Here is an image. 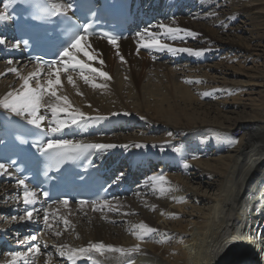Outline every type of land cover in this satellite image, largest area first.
<instances>
[{
	"label": "bare ground",
	"instance_id": "bare-ground-1",
	"mask_svg": "<svg viewBox=\"0 0 264 264\" xmlns=\"http://www.w3.org/2000/svg\"><path fill=\"white\" fill-rule=\"evenodd\" d=\"M5 1L0 0V12H5ZM140 1L141 15L151 22H141L131 38L116 45L100 38L81 42L88 57L83 52L74 53L77 59L110 76L104 80L90 75L87 84L78 70H62L63 62L53 66L49 75V69L4 52L3 47L13 51L16 48L7 34L8 20L0 21V37L6 40L0 45V103L9 93L24 91V78L29 79L33 89L37 83L47 88V81H54L58 74L62 82L56 87L58 96L68 97L74 107L89 117H111L94 120L87 126H70L59 133L80 143L127 146L101 151L100 155L102 158L110 154L105 166H112L111 179H122L115 197L106 205H95L96 210L91 205L51 207L47 232L37 238L38 251L16 235V228L28 220L20 219L24 216V187L14 182L13 174H0V240L20 252L34 249L26 257L28 264H128L129 260L132 264H264V115L262 111L256 114V105L240 103L243 95H251L259 85L245 74L234 71L230 80L226 70L206 64H182L183 54L173 56L138 44L152 38L144 31L149 25H155L151 33L160 34L158 25L163 23L203 36L195 45L179 46L177 41L158 35L160 42L171 47L210 53L231 45L254 51L256 54L251 57H259L264 54V46L258 40L264 8L258 0ZM49 2L56 9L65 5L63 0ZM207 37L211 41H206ZM127 42L130 44L119 46ZM250 42L255 43L254 47ZM134 48L142 53L136 54ZM161 53L171 62H164ZM9 60L13 62L8 63ZM69 75L74 84L68 82ZM92 83L103 87L93 88ZM55 102V98L45 94L44 106L39 110L45 117L41 125L56 126L47 108L48 103ZM0 111L11 114L2 107ZM16 117L27 122L22 116ZM126 129H133V133ZM236 130L241 134L234 136ZM137 144L142 147L136 148ZM194 155L198 158L193 159ZM158 158L161 164L154 165ZM185 162L188 168L183 167ZM120 173L124 174L122 178ZM161 173L166 182L163 185L152 179ZM137 178L141 179L137 189L132 192L130 187L131 193L122 191V185L136 184ZM161 187L165 191L161 192ZM140 224L156 231L143 241L138 240ZM101 242L125 250L139 247L140 251L131 256L91 252L68 259L72 255L70 249ZM3 247L2 242L0 251ZM0 264H13L5 251L0 255Z\"/></svg>",
	"mask_w": 264,
	"mask_h": 264
},
{
	"label": "snow or ice",
	"instance_id": "snow-or-ice-1",
	"mask_svg": "<svg viewBox=\"0 0 264 264\" xmlns=\"http://www.w3.org/2000/svg\"><path fill=\"white\" fill-rule=\"evenodd\" d=\"M68 8L71 10H75L74 4H69ZM52 15H66V13L62 12L59 9H56L51 13ZM9 19V16L6 12H0V21H6ZM174 19V18H173ZM155 25H149L144 31L148 33L151 39L147 41H138L139 47L155 50L158 52L167 51L169 54L173 56L178 54H187L191 57H201L206 53L204 49H191V48H175L171 47L167 44L160 42L158 35H163L170 40H177L183 39L186 40L189 37L195 38L198 34L192 32L191 30L181 29V28H173L164 25L163 23L159 24V28L161 29L160 34L151 33L150 29ZM93 33L90 32V24H83L82 31L79 29L78 33L75 35L74 39L72 40L71 44L59 55V59H53L52 61L48 62L49 67V75H52L51 68L53 66L60 65L62 63V70L67 71L71 69L72 71H79L84 79V82L90 83V75H98L102 77L104 80H109L110 76L105 73L104 71L98 70L96 67H93L92 64L87 62H82L80 59H77L76 54L83 52L85 57H88V52L85 51L83 48L80 47L81 42L87 40L89 35ZM139 35V33L137 34ZM120 37L108 35V43L111 45H116L117 41ZM5 38L0 37V45L5 44ZM27 45L28 41L26 40H16L13 42L14 48H19L21 45ZM119 55V53H117ZM39 59V58H38ZM91 59V58H90ZM122 59V58H121ZM13 61L9 60L8 63H12ZM103 64V61H95ZM12 71H16V69H12ZM35 75V74H33ZM68 82L70 84H74L72 76H68ZM186 83H192V81H185ZM61 79L59 75H56V79L53 81L49 79L47 81V88H43L39 83H37L35 89L30 87L29 79L24 78V82L22 88L24 89L23 92L17 93H9L8 97L4 99L2 103H0V107L4 110L10 112L15 116H22L24 117L30 125L35 126L36 128L42 129L41 122L45 119V117L39 114V110L42 106V100L47 93L50 97L55 98V103H48L47 108L51 112L53 120L55 121L56 126L49 128L51 133H56L62 131V129L68 128L70 126H87L94 120H104L110 119L111 117H89L85 113L81 112L79 108L74 107L68 97L66 96H58L56 87L61 85ZM196 83H200V81H196ZM93 88L96 87H103V85H97L92 83L91 85ZM205 96L209 95L208 93H204ZM119 115L118 113H112V116ZM123 115L128 116L129 113H123ZM171 135V133H169ZM100 135H107V133H100ZM233 143L235 141H232ZM33 148L39 150L40 154L44 156L46 159L50 161L52 165H59L63 161L68 160H75L78 159L80 156L83 155H91L93 152H101L107 151L110 149H115L117 147H127L123 145H116V144H104V143H80L76 142L71 139H49L46 144L43 146L39 144L32 145ZM136 148L142 147V145H135ZM193 159H197L195 155L192 157ZM184 168H188L189 165L185 162L183 165ZM9 166L3 162H0V174H4L8 172ZM123 173H120L119 176L122 178ZM154 182H157L161 185L165 184L164 175L161 173L158 176L152 178ZM18 184L24 186V190L22 193L23 196V203L25 206H31L37 203L36 194L34 191L29 190L27 187L26 181L24 179H19ZM160 191L163 192L165 189L163 187L160 188ZM47 197V193H44ZM63 203L67 205L69 203L68 199H64ZM80 204H88L92 203L94 206V210H96L95 205L107 204V198L105 197L103 201H87V200H80ZM102 210V208H101ZM36 211L35 209L26 207L25 213L23 217H20L23 220L25 217L28 220L33 219V213ZM16 219V217H13ZM45 222H47V213H45ZM140 235L136 236L138 240L143 241L145 238L149 237L155 229L148 227L144 224H140ZM35 240L36 235L33 234L31 236L25 237V240ZM235 240L236 237H233ZM67 247V246H64ZM34 249H29L28 252H20V251H13L9 253L12 257L13 264H20L21 261H24V264H27L26 257L28 256L29 252H32ZM35 250L38 251V248ZM72 255L68 257L71 260L74 256H79L82 254H87L91 252L99 253L100 255H104L108 252L119 253L121 256H131L132 253L139 252V247L132 248L125 250L124 248H115L112 246H106L102 242L101 243H92L89 244L86 248L80 249H70L69 250ZM61 256L64 255V252H60ZM128 264H132V261L129 260Z\"/></svg>",
	"mask_w": 264,
	"mask_h": 264
},
{
	"label": "rangeland",
	"instance_id": "rangeland-1",
	"mask_svg": "<svg viewBox=\"0 0 264 264\" xmlns=\"http://www.w3.org/2000/svg\"><path fill=\"white\" fill-rule=\"evenodd\" d=\"M258 1H260L259 2L260 7L264 8V4H263L264 0H258ZM174 13H176L174 15V18H176L177 11H175ZM238 22L236 23V25H240ZM263 23H264V21H263ZM238 36H240L246 40L249 38L247 36V34H245V33H238ZM158 38H160V37H158ZM200 38H203V36H200V37L196 36L195 38L189 37L186 40L177 39V40H175V42L177 41L179 46L181 44H186V45L188 44V45L192 46V45H195L196 41L199 40ZM205 40L211 41V38L207 37V39H205ZM258 40H259L260 45L264 46V24L262 25V29L259 30ZM123 41H125V40H123ZM175 42L172 41V43H175ZM247 43H248V41H247ZM128 44H130V42L119 44V46L124 47V46H127ZM212 44H209V46L211 45L210 48L212 47ZM250 45L253 46V45H255V43L250 42ZM259 49L260 48H257L258 51H259ZM134 50H135L136 54L142 53L140 51V49L134 48ZM211 51L212 52H210V53L204 54L202 56L201 60H198L196 57H191V56H188L186 54H183V56H185V59H183L181 61V63L182 64H191L190 66H192V65L193 66H195V65L203 66L206 64L208 66H213L214 68L218 67L219 69L226 70L227 75H229L228 79H230V80H233V78L231 77V75H232L231 73H233L234 71L239 72L241 74H245L247 78H250V79L256 81L255 83H257L259 85V87H254V89L251 91V95H249V96L243 95V97H242L243 101L241 100L242 102L240 101V103H241V105L243 103L256 105L258 108L256 114L259 115V114H261V111H262V114L264 115V112H263L264 111V54H259V55H261L259 57L258 56L251 57L254 54H256V52L251 51V50H245L242 47H235V46H231V45H227V47L225 49L220 50V51H217V50H211ZM257 53H260V52H257ZM136 54H134V55L136 56ZM162 55L163 54L161 53L160 56L162 57V60H164V62H167V61L171 62L170 57H169L170 59H168V57H163ZM135 58L138 59L137 57H135ZM225 61H227V62H225ZM172 63L175 64L174 61H172ZM250 87H252V86H250ZM131 130H133V129H126V132L133 133V131H131ZM238 134H241L240 130L234 131V136H236ZM157 161L158 162L154 163V165L161 164L159 158L157 159ZM158 168L159 167H155L156 170H158ZM156 173H158V172H156ZM153 174L151 173L150 175H153ZM140 180L141 179L137 178V180L134 181V182H136V184L130 185V187L132 188V192H133V190L137 189V187L139 186L137 184V182H139ZM129 193H131V191ZM131 196H129V197H131ZM56 226L58 227V225H56ZM121 226H123L122 223H121L120 227ZM56 241L58 242L59 240L57 239ZM230 241H231V243L233 242L231 239H230ZM3 253H4V249H2V251H0V255Z\"/></svg>",
	"mask_w": 264,
	"mask_h": 264
}]
</instances>
